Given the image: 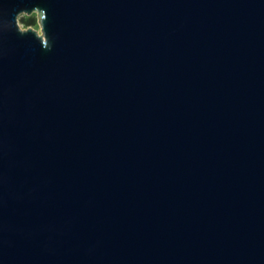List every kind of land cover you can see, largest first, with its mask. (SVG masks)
<instances>
[{
  "label": "water",
  "instance_id": "water-1",
  "mask_svg": "<svg viewBox=\"0 0 264 264\" xmlns=\"http://www.w3.org/2000/svg\"><path fill=\"white\" fill-rule=\"evenodd\" d=\"M0 264H264V0H0Z\"/></svg>",
  "mask_w": 264,
  "mask_h": 264
},
{
  "label": "trees",
  "instance_id": "trees-1",
  "mask_svg": "<svg viewBox=\"0 0 264 264\" xmlns=\"http://www.w3.org/2000/svg\"><path fill=\"white\" fill-rule=\"evenodd\" d=\"M21 24H23L25 27H33L37 24L38 20L36 17H28V18H22L20 19Z\"/></svg>",
  "mask_w": 264,
  "mask_h": 264
},
{
  "label": "rangeland",
  "instance_id": "rangeland-1",
  "mask_svg": "<svg viewBox=\"0 0 264 264\" xmlns=\"http://www.w3.org/2000/svg\"><path fill=\"white\" fill-rule=\"evenodd\" d=\"M32 16H34V17H36L37 18V14H33ZM31 16V17H32ZM29 16H27V15H21V17H20V19H22V18H28ZM37 20H38V18H37ZM20 26H21V28L23 29V30H26V29H28V28H33V29H35V30H37L39 33H41V28H40V25H39V23L37 22V24L35 25V26H33V27H25L23 24H21V22H20Z\"/></svg>",
  "mask_w": 264,
  "mask_h": 264
}]
</instances>
